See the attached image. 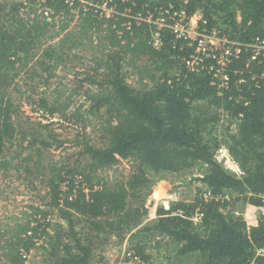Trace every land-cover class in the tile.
Returning a JSON list of instances; mask_svg holds the SVG:
<instances>
[{
  "label": "trees",
  "instance_id": "1",
  "mask_svg": "<svg viewBox=\"0 0 264 264\" xmlns=\"http://www.w3.org/2000/svg\"><path fill=\"white\" fill-rule=\"evenodd\" d=\"M157 4L200 11L201 28L221 30L243 44L264 38V0H112L118 12L109 18L82 0H0V170L22 168L11 152L16 145L27 143L24 160L35 154L37 166L44 165L41 151L53 145L48 135L42 137L48 125L28 117V126L21 125L22 97L44 118L59 116L71 124L84 119L107 138L102 146L86 138L77 143L87 164L47 161L45 197L24 206L14 224L0 228L3 264H23L22 250L29 252L42 238L47 242L41 249L47 253L44 264H95L104 259L112 238L120 242L126 236L128 247L148 262L156 260L149 240L159 237L175 243L177 258L264 264L258 252L264 249V216L248 226L226 210L229 201L223 198L197 195L191 202L176 201L145 222L152 175L167 177L196 166L205 167L199 178L205 191L235 192L236 200L264 207V56L249 62L250 49L244 48L226 70L228 88H218L213 71L186 67L193 49L171 29L163 30L157 49L153 26L125 15L127 8L146 13ZM79 66L85 69L74 73L78 86L56 80L61 71ZM135 75L136 85L129 82ZM223 115L235 128L227 127L221 140L213 125ZM222 145L236 168L217 157ZM120 159H133L127 178L102 175ZM79 178L100 188L87 199ZM63 182L67 190L61 189ZM198 211L203 217L196 223L192 216ZM171 260L164 262L181 264Z\"/></svg>",
  "mask_w": 264,
  "mask_h": 264
},
{
  "label": "rangeland",
  "instance_id": "2",
  "mask_svg": "<svg viewBox=\"0 0 264 264\" xmlns=\"http://www.w3.org/2000/svg\"><path fill=\"white\" fill-rule=\"evenodd\" d=\"M157 1V0H156ZM161 1V0H160ZM81 67V68H80ZM85 66L75 67L73 69L63 70L59 73V77L56 80L64 81L74 86H78L80 83L73 80L75 77L74 73L78 71H84ZM137 76L129 78V82L136 85ZM75 84H74V82ZM83 86H86L84 83ZM84 91V88L82 89ZM21 114L24 120H21L22 126H28L26 119L31 118L36 124L41 122L42 124L48 125L46 129H42V137H47L53 144L52 147L46 150H42L43 164L37 166L36 161L38 160L37 155H33L31 161H25L24 158L28 152L23 149L25 145H19L12 147V153L17 155L19 159L15 162H20L21 167L18 169L0 170V228H4L6 224H14L16 218L22 209V202H29L34 205L40 204L41 198L47 194V183L44 179L48 177L47 161L49 160H60L68 165L74 166L78 162L87 164L88 160L85 159L84 155L81 154L83 146L77 145L83 138L90 139L91 143L97 146H102L106 143L107 138L102 133L94 131L92 127L88 126L84 119L77 121L75 124H71L69 120L62 119L59 116H53L51 118H44L36 109L34 104H31L28 99L22 97L20 100ZM86 109L89 108L87 104ZM206 109V107H203ZM223 115L219 122L214 123L215 133L218 134L221 140L224 139L223 132L230 127L231 131L234 132L235 126L227 121V117ZM23 119V118H22ZM93 124L97 123V120L93 118ZM97 125V124H96ZM62 142V144H60ZM223 144L224 141H223ZM23 152V153H21ZM217 157L228 166L236 168L237 164L233 160L227 148L222 145L217 150ZM133 159H120V161L111 166L109 169L103 172V176H106L109 180L115 178H127L132 170ZM30 166V170L26 168ZM36 168L34 169V167ZM42 167L45 170L42 171ZM205 171L204 166H196L191 170L180 172L177 174H171L165 176H153L155 184L153 185L152 193L147 198L146 207L147 215L145 222H150V212L152 209H158L163 206L170 208L171 204L176 201H193L197 195H203L205 191V185L199 179L203 176ZM153 172V171H152ZM158 189L160 191H158ZM158 191V194L156 193ZM205 191V192H204ZM46 193V194H45ZM222 198L229 201L226 210L230 213L235 214L238 217H242L246 220L248 226L257 224L258 220L264 216V207H256L249 204L243 199L236 200L237 194L235 192H225L221 194ZM48 195L46 196V198ZM27 206V205H25ZM13 218L10 220V218ZM157 217V214L155 218ZM9 218V219H8ZM154 218V219H155ZM130 237L126 236L122 241L119 242L118 238H112L109 243L104 247L102 261L96 262L95 264H126L125 251L130 246ZM158 241V242H157ZM168 242V243H167ZM149 251L156 254L155 263L165 264L169 257L173 259V263L181 264H202L200 258L197 255H187L185 257L175 255L176 245L173 242H169L168 239L162 238H151L148 243ZM44 250L35 251L32 262L33 264H44L46 257ZM264 255V253H261ZM170 261V260H169Z\"/></svg>",
  "mask_w": 264,
  "mask_h": 264
},
{
  "label": "built area",
  "instance_id": "3",
  "mask_svg": "<svg viewBox=\"0 0 264 264\" xmlns=\"http://www.w3.org/2000/svg\"><path fill=\"white\" fill-rule=\"evenodd\" d=\"M68 1L73 4L75 0ZM82 1L85 4H88L90 8H93L101 16L107 18L118 12L116 6L111 5L112 0H102L101 2H94L91 0ZM44 14L49 19L51 18L49 10H46ZM125 15L130 17L131 20L134 19L137 24L146 22L153 26V45L157 49L161 48L163 45V30L165 28L171 29L176 38L185 40L186 44L193 49V53L185 59L186 67L192 72H200L205 69L213 71L214 76L219 81L218 88L221 89L228 88L230 77L226 70L229 64L232 63L233 59L240 56L244 48L250 49L251 55L249 57V62L258 60V57L261 55L264 56V38H257L251 43L243 44L240 41L231 39L221 30L214 28L208 31L200 26V22L203 21V14L200 11L190 14L182 7L176 9L172 4H168L167 7L164 4L160 6L157 4L154 7V10L149 9L146 13L133 14L132 9L127 8L125 10ZM128 25L131 26L132 22H129ZM260 78L261 81L263 80L262 84L264 85V73L261 74ZM81 181L82 180L79 178L76 183H81V185L78 184V186L81 187V190L85 193L87 199L89 198L91 190H98L100 188L98 183L89 185L86 182ZM67 187V183L63 182L61 189L67 190ZM204 197L205 199H222L221 195H216L210 190L204 194ZM28 204L32 203L22 202L23 207ZM202 217L203 214L198 211L192 216V219L196 223H199L201 222ZM46 220L52 221V216H49ZM48 231L51 232V229ZM42 246H47V242H45L44 238L37 240L35 247L29 252L22 250L21 253L25 258L23 264H33V255L36 250L42 249ZM125 252L126 264H157L155 262L144 260L129 247L126 248ZM258 252L264 253V249H260ZM3 261H5V259L0 250V264H3Z\"/></svg>",
  "mask_w": 264,
  "mask_h": 264
},
{
  "label": "crops",
  "instance_id": "4",
  "mask_svg": "<svg viewBox=\"0 0 264 264\" xmlns=\"http://www.w3.org/2000/svg\"><path fill=\"white\" fill-rule=\"evenodd\" d=\"M150 212H152V213H150V220L151 219H154L155 218V216H156V214H157V208L156 209H152ZM41 249H39V251H40ZM37 252H38V250H37Z\"/></svg>",
  "mask_w": 264,
  "mask_h": 264
}]
</instances>
